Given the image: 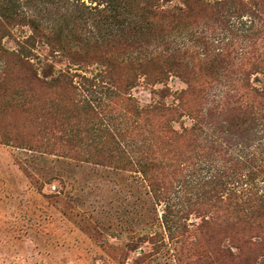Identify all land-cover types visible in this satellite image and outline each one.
<instances>
[{
  "label": "rangeland",
  "instance_id": "rangeland-1",
  "mask_svg": "<svg viewBox=\"0 0 264 264\" xmlns=\"http://www.w3.org/2000/svg\"><path fill=\"white\" fill-rule=\"evenodd\" d=\"M81 1L91 5L90 0H0V13L23 12L27 18L1 30L0 36V264H238V258L224 252L223 227L202 226L200 214L194 210L180 219L186 213H178L176 205L172 206L170 231L162 221L165 198L159 201L140 172L121 167L110 157L113 142L101 131L117 116L115 108L123 110L124 105H118L111 87L100 76L94 77L97 65L76 66L65 58H52L56 70L69 69L89 77L85 83L80 76L74 77L85 89L80 95L64 83L49 87L27 77V66L16 52L28 35L37 36L32 18L49 31L61 28L71 45L79 39L92 40L97 34L91 12ZM186 23L170 31L157 51L174 53L175 61L195 67L197 78L211 80L200 70L212 58L204 57L201 47L204 41H211L216 45L213 48L231 51L230 59L216 63L235 64L233 75L219 74L218 84L235 77L243 45L253 35L242 31L247 27L235 18L226 22L228 27L218 25L217 29H208L206 22L194 19ZM70 27L76 28L70 31ZM145 47V43L138 46L134 55L144 54ZM49 48L37 44L33 62L38 64ZM218 50H212L213 54ZM250 84L264 85V73L252 74ZM163 87L169 88V94L162 99L157 91ZM186 87V78L170 73L164 83L156 84L141 76L126 91L144 107L159 99L177 104L178 93ZM62 88L64 93L59 94ZM88 100L102 105V115L83 107ZM248 103L255 105L253 97ZM223 119L217 116L216 124L193 144L176 140L175 151L183 155L179 170L167 178L170 203L207 207L208 193L213 189L221 192L220 182L239 173L232 166L237 159L252 162L264 155L263 130H251V139L245 144L242 137L220 131L218 122L225 123ZM43 121L46 129L40 125ZM193 122L185 111L171 124L181 132ZM50 127L58 128L52 132ZM29 143H33L32 149ZM40 144L47 148L41 151ZM98 152H106L107 158L94 156ZM256 184L264 193V178ZM263 230L257 227L249 235ZM213 231L216 236L210 239L207 232ZM263 247L264 243L254 245L258 252ZM254 261L264 264L260 257L250 259Z\"/></svg>",
  "mask_w": 264,
  "mask_h": 264
},
{
  "label": "trees",
  "instance_id": "trees-1",
  "mask_svg": "<svg viewBox=\"0 0 264 264\" xmlns=\"http://www.w3.org/2000/svg\"><path fill=\"white\" fill-rule=\"evenodd\" d=\"M175 1L178 2L173 3ZM81 2L90 10V17L95 21L97 34L89 41L79 39L71 45L61 28L49 31L31 17V26L37 36L28 35L19 43L16 52L20 61L27 66V77L49 87H60L64 83L80 95L85 90L81 82L89 81V77L72 74L69 69L56 70L52 58H65L69 64L76 66L97 65L98 72L94 77L100 76L111 87L118 105L119 102L124 105L123 110L115 108L117 116L112 117V121L101 131L113 142L109 155L115 157L121 167L140 172L159 201L165 198L167 204L162 215L164 226L170 231L173 229L171 223L174 221L170 219L174 212L172 206H178V213H186V216L178 217L180 219H186L194 210L200 214L202 226L225 229L224 252L229 257L238 258V264H255L256 261L250 262L253 257L264 259V247L259 252L254 249V245L264 243V230L262 234L249 235L257 227L264 228V193L256 184L257 179L264 178V155L252 162L237 159L232 165L233 170L239 172L236 178L234 176L220 182L222 193L217 189L210 191L207 207H195L191 202L187 208L182 207L180 202L170 203L171 187L167 183L168 176L175 174L181 165L179 158L183 152L175 151L176 140L185 139L193 144L202 133L216 124L217 116L224 117L225 123L217 121L220 131H225L229 136L242 137L245 144L251 139L248 138L251 130L257 128L264 131V85L250 84L252 74L264 73V0H90L91 5ZM22 13L6 16L1 11L0 36L1 30L9 29L17 20H27ZM232 18L247 27L242 31L253 35L249 39L244 34V39L249 41L243 45L240 63L236 65L238 75L220 85L217 82L219 74L226 76L231 72L233 75L235 71L232 69L235 64L226 66L216 63L217 60L231 58L229 49L220 51L219 47L213 48V45L216 46L214 42H203L202 54L207 59L211 55L212 58L204 62L200 70H204L211 80L197 78L195 67L175 61L174 53L157 51L158 43L173 29L187 24L186 21H203L206 28L217 29L218 25L228 27L226 22ZM75 28L70 27V31ZM39 43L50 48L43 59L37 61L38 66L32 59L35 56L33 50ZM143 43L147 51L139 56L134 55V49ZM215 49L218 51L213 54L212 50ZM170 73L183 76L187 82V87L177 95V104H168L159 99L142 107L126 91L141 76L148 83L156 84L164 83ZM75 76H80L81 82L76 84ZM59 87L55 90L58 91ZM157 92L163 99L168 96L169 88L163 87ZM250 97L255 100V105H249ZM83 107L102 115L100 104L88 100ZM185 111H189L194 122L189 128L184 127L178 132L171 122L182 117ZM45 123L43 121L40 125L46 129ZM55 128L58 127L49 129L53 132ZM37 134L40 135V130ZM39 146L43 147L41 151L47 148V144ZM32 147L33 143H29V148ZM94 156L107 158L106 152L94 153ZM207 234L210 239L216 236L214 231ZM246 246L252 249L244 250Z\"/></svg>",
  "mask_w": 264,
  "mask_h": 264
}]
</instances>
